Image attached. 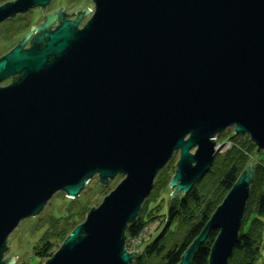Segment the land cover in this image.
Listing matches in <instances>:
<instances>
[{"label":"water","instance_id":"1","mask_svg":"<svg viewBox=\"0 0 264 264\" xmlns=\"http://www.w3.org/2000/svg\"><path fill=\"white\" fill-rule=\"evenodd\" d=\"M51 1H7L0 22ZM93 2L82 27L90 9L70 18L62 6L0 57V264L15 257H4L15 227L54 194L76 198L94 175L106 184L117 174L45 264H132L139 251L126 230L176 151L172 198L211 168L225 129L264 149V0ZM253 163L179 264H191L211 228L209 264L229 263Z\"/></svg>","mask_w":264,"mask_h":264},{"label":"trees","instance_id":"2","mask_svg":"<svg viewBox=\"0 0 264 264\" xmlns=\"http://www.w3.org/2000/svg\"><path fill=\"white\" fill-rule=\"evenodd\" d=\"M236 135L233 134L232 138H235ZM240 137L241 135H238L235 139L238 145L233 146L226 156L216 155L212 167L194 183L190 191L185 194L179 193L173 198H171L170 192L167 201L162 195L169 186L171 174L167 171V165L160 170L152 195L143 203L137 218L129 223L126 235L128 237L140 236L149 221L154 220L157 216L164 215V226L151 241L144 243L142 253L133 260L132 264L180 263L183 253L200 235L216 207L231 190L232 185L235 184L247 164L253 160L244 151L255 153L257 146L250 140V137L246 141L238 139ZM263 166L261 163H255L254 178L250 185V195L239 239L233 248L228 264H258L260 259V243L264 237ZM215 181L216 183L213 184ZM215 185L219 186L216 190L213 187ZM76 201L78 198L73 201V204ZM154 201H157L155 208L151 205V202ZM89 209L90 207H84V211L70 212L69 216L65 218L63 227H57L54 232L56 240L63 241L77 224L84 221V213ZM161 209L164 211L162 214ZM156 210L159 211L154 213ZM54 222L57 223V219ZM245 224H248L247 230H244ZM177 229L180 233L178 238L175 234ZM218 233V229L211 228L209 230L205 241L195 250L191 264H209L211 247ZM48 250L50 248L45 243L37 254L45 257Z\"/></svg>","mask_w":264,"mask_h":264},{"label":"rangeland","instance_id":"3","mask_svg":"<svg viewBox=\"0 0 264 264\" xmlns=\"http://www.w3.org/2000/svg\"><path fill=\"white\" fill-rule=\"evenodd\" d=\"M7 1H11V0H0V5ZM62 6H65L64 11L65 13H69L68 16L70 18H75L78 14L77 11L81 10L82 8L88 7L90 9L88 14H86L82 18L81 23L79 25L80 27L86 24V22L91 16L90 14H92L94 11L93 0H52L47 5L46 9L43 11H41L40 7H34L26 12L19 13L13 17H9L6 20L0 22V56L9 52L12 48H14V46L17 43H19V40L24 38V36L31 31L32 24L34 22H35V26H40L45 20L44 14L46 15L51 14L57 8H61ZM34 34L35 31L31 33V35ZM29 41L30 39L28 38L25 45H27ZM10 82H11V78L3 81L1 85H7ZM233 129L234 126H232L231 128H227L216 136V144L218 145V151L216 152L215 157L218 154L222 155L223 157L226 156L227 153L233 148V146L238 145L237 141H235L238 135H241V137L238 139L244 141L248 140L249 135L245 133L244 134L239 133L235 136V138H232V135L235 134ZM193 152H195V150H193ZM244 152L245 154L249 155L250 158L253 159L252 161H255L253 163L254 166L256 162L264 165V151L260 153L257 151L255 153L254 152L249 153L248 151L247 152L244 151ZM179 155H180L179 151H176L172 159L167 164L166 168L168 173L171 174V178L175 174ZM123 177L124 175L117 174L114 178L107 181L108 183L102 184L99 180V176L94 175L89 180L85 188L82 190L81 194L76 198L68 197L67 195L64 194L65 193L64 191H59L56 194H54V196L49 200V202L44 207V209L37 216H32L23 219L19 223V225L15 227V230L10 234V236L7 238L8 249L5 252L4 257L7 258L11 254H14L15 257L13 259H6L5 264H9V262L13 260H14L13 264H45V261L49 259V257H51L58 250L59 246L64 241V240L63 241L56 240L55 238L56 236L54 232L57 230V227L58 228L63 227L65 218L69 216V213L82 211L84 207H90L91 209L93 206L94 207L98 206L100 202H102L104 197L109 193V191L115 189L116 185L122 180ZM215 183L216 181L213 182V184ZM213 187L214 190L219 188L218 185H215ZM173 189L174 187L171 188L169 185L166 189L167 191L166 190L163 191L162 196L165 199V201L168 200V193L170 192L172 193ZM153 190L151 193H153ZM151 193L150 195H152ZM150 195L147 198H149ZM77 198L78 201H76L73 204V201H75ZM146 200L147 199H145V201ZM156 202L157 201L151 202L153 208L156 207L155 205ZM68 207L71 209H69ZM89 210L86 213H88ZM158 211L156 210L154 211V213ZM163 212L164 211L161 209V214ZM86 213H84V219ZM163 216L164 215L159 217L157 216V218H155L154 220L149 221V223L145 226V228L141 232L140 236H138L134 241L132 240L131 243L133 242L134 243L131 245L127 244V246H131L130 247L131 249L129 250L132 249L138 250L144 245V243L151 241L164 226ZM55 219H57L58 221L57 223L54 222ZM247 229H248V224H245L244 230ZM176 231L177 233L175 234L178 238L180 233H178V229ZM131 238H135V237H131ZM45 243H47L50 250H48V253L45 255V257L39 256L37 253L39 252V250H41V247H43ZM260 245H261L260 259L258 261V264H264V237Z\"/></svg>","mask_w":264,"mask_h":264},{"label":"built area","instance_id":"4","mask_svg":"<svg viewBox=\"0 0 264 264\" xmlns=\"http://www.w3.org/2000/svg\"><path fill=\"white\" fill-rule=\"evenodd\" d=\"M136 238H137V237H135V238L128 237L127 243H125V244H129V245L133 244L134 242H133V243H131V242H132V240L134 241ZM130 247H131V246H127L128 249H131ZM132 250H133V249H132ZM138 251L141 252L142 249L139 248Z\"/></svg>","mask_w":264,"mask_h":264},{"label":"flooded vegetation","instance_id":"5","mask_svg":"<svg viewBox=\"0 0 264 264\" xmlns=\"http://www.w3.org/2000/svg\"><path fill=\"white\" fill-rule=\"evenodd\" d=\"M79 26V25H78ZM80 27V26H79ZM31 46V44H30V41L28 42V44L27 45H25V48H28V47H30ZM6 54V53H5ZM5 54H3V55H5ZM3 55H1L0 57H2Z\"/></svg>","mask_w":264,"mask_h":264},{"label":"bare ground","instance_id":"6","mask_svg":"<svg viewBox=\"0 0 264 264\" xmlns=\"http://www.w3.org/2000/svg\"><path fill=\"white\" fill-rule=\"evenodd\" d=\"M229 128H231V127H229ZM234 130V129H233ZM223 132V131H222ZM250 137V136H249ZM251 139V138H250ZM217 148H218V145H217Z\"/></svg>","mask_w":264,"mask_h":264}]
</instances>
